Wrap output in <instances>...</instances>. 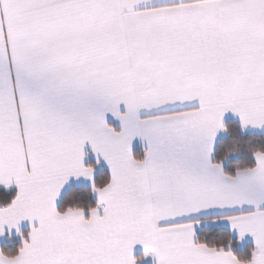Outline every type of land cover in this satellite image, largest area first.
<instances>
[{
  "label": "snow or ice",
  "instance_id": "1",
  "mask_svg": "<svg viewBox=\"0 0 264 264\" xmlns=\"http://www.w3.org/2000/svg\"><path fill=\"white\" fill-rule=\"evenodd\" d=\"M150 3L0 0V264H264V0Z\"/></svg>",
  "mask_w": 264,
  "mask_h": 264
},
{
  "label": "trees",
  "instance_id": "2",
  "mask_svg": "<svg viewBox=\"0 0 264 264\" xmlns=\"http://www.w3.org/2000/svg\"><path fill=\"white\" fill-rule=\"evenodd\" d=\"M229 123V132L224 134L221 137V146L223 149V153L227 154L230 152H235V156L229 157L227 161H225L224 167L226 171L232 172L234 171V165L237 162L243 161L245 159H251L250 155L247 153L246 148L247 146L241 142L239 136H237L233 131L238 129V120L230 119L227 121ZM264 135V133H244V138H253V137H260ZM253 142H257L255 139ZM135 154H139L140 156L143 155V148L137 146L135 149ZM220 153H217L219 155ZM15 189H10L9 192H14ZM2 192V189H0ZM78 200L84 205L88 204H95L96 197L94 194L90 192V185H75L72 186L64 195L59 207H63L66 203H70L71 201ZM27 235L28 231L25 230L23 232ZM20 243L19 237H15V246H18ZM10 241H6L2 244V247H13Z\"/></svg>",
  "mask_w": 264,
  "mask_h": 264
},
{
  "label": "crops",
  "instance_id": "3",
  "mask_svg": "<svg viewBox=\"0 0 264 264\" xmlns=\"http://www.w3.org/2000/svg\"><path fill=\"white\" fill-rule=\"evenodd\" d=\"M157 2V0H151V3L148 5H140V7H145V6H152ZM227 121L230 119H234V120H238L234 117H232L231 115H229L228 117H226ZM226 121V122H227ZM108 122L110 124H112L115 128H117V130H119L120 128V122L118 120H115L114 118L111 117V115L109 114L108 116ZM245 132L247 133H262L261 130H256V129H249V130H245ZM137 146H140L144 149V147L146 146L145 143H142L141 140L139 138L134 139L133 141V152L135 154V149ZM75 185H90L88 181L84 180L83 178H81L80 180H73L69 183L68 186H66V188L64 189V192L62 194V197L60 198L59 202H58V207L65 195V193L72 187ZM0 189H2V186H0ZM12 189H15V187L13 186ZM95 196V195H94ZM96 197V196H95ZM25 230H27L29 232L30 227L27 221L23 222L21 225V231L24 232ZM6 241H8L6 238L0 237V247H2V244L5 243ZM137 254H141L142 253V248H140V246H137ZM146 264H151L150 261L146 262Z\"/></svg>",
  "mask_w": 264,
  "mask_h": 264
}]
</instances>
